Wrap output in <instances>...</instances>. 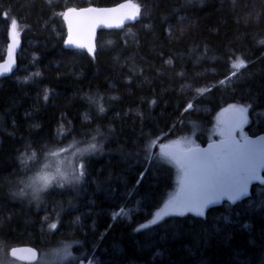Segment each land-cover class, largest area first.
Listing matches in <instances>:
<instances>
[{"label": "trees", "instance_id": "16d2710c", "mask_svg": "<svg viewBox=\"0 0 264 264\" xmlns=\"http://www.w3.org/2000/svg\"><path fill=\"white\" fill-rule=\"evenodd\" d=\"M125 1L0 0V62L12 18L21 41L17 70L0 78V264H22L9 256L22 245L38 249L35 264H44L65 244L72 257H54L57 264H264L259 184L235 205L151 224L179 186L180 170L163 157V145L189 137L206 144L229 105L249 106L247 136L264 133V0H132L138 19L99 31L94 55L67 47L59 13ZM237 57L247 66L232 77ZM97 127L102 151L74 156ZM149 134L155 146L146 154ZM45 144L65 149L77 168L84 163L86 175L75 186L49 189L38 205L12 193L23 187L18 177L44 166ZM33 150L39 166L25 174L18 157Z\"/></svg>", "mask_w": 264, "mask_h": 264}, {"label": "snow or ice", "instance_id": "6c2138e0", "mask_svg": "<svg viewBox=\"0 0 264 264\" xmlns=\"http://www.w3.org/2000/svg\"><path fill=\"white\" fill-rule=\"evenodd\" d=\"M47 2L51 4L52 0H47ZM120 7L122 9H130V12H125L118 18L117 27L124 20H135L139 15L140 7L132 3V0ZM115 11V9L85 8L77 10L68 8L67 11L59 13L66 20H69V36L65 43L75 45L78 48H87L88 52L94 55L95 48L90 41L84 42L81 38L73 36L70 18L73 16L84 18L86 14H95L93 26H95V23H106L111 26L109 23L111 17L108 14ZM4 16L7 18L8 12H5ZM17 29L18 20L12 18L9 32V37L12 40V43L8 46L9 59L7 64L0 65V74L11 71L14 63L12 51L16 44ZM260 43L264 44V41ZM167 63L171 64V60ZM231 66L235 70L232 71L231 76L236 77L240 70L246 68L247 65L245 59L237 57ZM179 75L183 76L184 74L179 73ZM226 80L230 82L231 77H226ZM219 83L223 85L225 81L221 80ZM185 87L191 89L193 85L182 86V91ZM194 91L203 95L205 91L210 90L194 88ZM44 99L47 100L48 96L45 95ZM89 99L92 100L91 97ZM193 99H197V97L194 96ZM152 103L155 104L156 101L153 100ZM192 108L193 103L189 101L185 110ZM248 109L249 106L246 105H229L230 115L221 120L217 126L216 132L220 140L210 144L208 149H200L191 141H187L183 145L177 142L176 144L163 145L161 147L163 157L174 162L180 170V192L155 213L151 221L152 225H157L158 222L164 221L165 217L184 216L186 212H195L198 216H204V210L222 197L226 196L229 200L235 202L248 195L249 185L253 181L259 180L264 183V178L261 177V173L264 172V137L252 140L243 136L242 133L243 125L248 123ZM98 111L103 114L105 109L100 106ZM85 119H87V114ZM95 132L96 135L91 137L92 142L87 143L82 148H75L74 156L83 157L87 154L102 151V145L95 142L96 136L100 135L99 127H97ZM238 132L241 134L239 138L237 136ZM76 143L78 142L73 139V144ZM154 146L155 141L151 139V134H149V139L144 149L145 153L150 154V150ZM59 151L63 152L65 149H60ZM41 152L52 157L59 155L57 151H50L47 144L41 146ZM36 157L37 152L34 150L31 155H28L27 152L21 153L18 157L22 165L21 171L27 174L33 171V168L38 167L39 162ZM29 161H32L31 166H29ZM85 175L86 165L84 163H79L78 168L72 162L60 161L54 166L48 163L42 169L36 171L34 175L27 176L26 179L18 177V183L22 184L23 187L13 191L12 195L14 197L30 195L31 199L35 200L39 205L42 194L48 192L49 189L54 186L59 188H64L66 185L75 186L83 180ZM141 179H143V176H141ZM49 227L50 229H56L57 224H50ZM74 243L79 244L81 242L74 241ZM28 251L32 252L33 250L29 249ZM54 257H59L60 259L72 257L70 245L65 244L62 249L55 252ZM54 257L46 260L44 264H57ZM73 260H77V258L73 257ZM77 264H83V261L79 260ZM89 264H92V262L90 261Z\"/></svg>", "mask_w": 264, "mask_h": 264}, {"label": "water", "instance_id": "95a60500", "mask_svg": "<svg viewBox=\"0 0 264 264\" xmlns=\"http://www.w3.org/2000/svg\"><path fill=\"white\" fill-rule=\"evenodd\" d=\"M128 2L129 1H125V2H122V3L117 4L115 6H110V7L88 6V7H84V8H78L77 10L85 9V8H96V9H115L116 11L108 14L111 17V19L109 21L111 26H108V24H106V23H95V26H93L95 14H86V16L84 18L76 17V16L71 17L70 19H71V24H72L73 36L81 38L84 42L90 41L92 43V45L94 46L95 51H96L97 37H98L99 31H101V30H122L125 28V26L135 22L138 19L139 15L137 16V18L135 20L126 19L123 21L122 24H120L119 27L116 26L117 23L119 22L118 18L123 13L130 12V9H122L120 7L121 5L127 4ZM132 3H134V2H132ZM139 14H140V12H139ZM65 21H66V26L68 29V36H69V20L65 19ZM10 43H12V40L10 41ZM20 46H21V41L19 38L16 37V44H15V47L13 48V51H12V55L14 57V63L12 64L11 71L4 72L3 74H0V78L10 76L17 70L18 64H17V60H16V53H17L18 49L20 48ZM67 47L69 49H72V50H81V51L88 52L87 48H78L72 44H67ZM8 59H9V53L7 52L4 60L2 62H0V65L7 64ZM229 115H230V111H229V108H227L223 111V119L227 118ZM246 124L243 125V128L246 126ZM238 133H237V136L239 138ZM246 137H248L249 139H252V140H257L259 137H264V133L259 134V135H255V136H246ZM219 140H220V138L216 139V140H211V141L207 142L206 144L196 145V146H198L200 149H208L210 144L216 143ZM261 177L264 178V172L261 173ZM256 184L264 186V183H262L259 180L253 181L249 185V192H248L247 196H244L235 202L229 200L226 196L222 197L221 199H219L215 203L210 204L204 210V213L206 211L212 209V208L222 206L224 203H229L231 205H235L239 202H242L243 200L248 199L249 197H251L253 186ZM190 213L195 214V212H190ZM29 249H31L33 251L29 252L28 251ZM14 250H15V252H14ZM9 256L11 259H13L17 262H21L24 264H35L39 261L40 253H39L38 249H36L32 246L22 245V246H16V247L12 248L9 252Z\"/></svg>", "mask_w": 264, "mask_h": 264}, {"label": "rangeland", "instance_id": "374dc122", "mask_svg": "<svg viewBox=\"0 0 264 264\" xmlns=\"http://www.w3.org/2000/svg\"><path fill=\"white\" fill-rule=\"evenodd\" d=\"M17 38L20 39L19 34L17 35ZM221 120H223V112L218 115V117L216 118V120L214 121V123L212 124V126L210 127V130L208 131L209 133H206L207 140H210L211 141V140H216V139H219L220 138L219 135L217 134L216 130H217V126H218V124L220 123ZM242 133H243V136H247L244 133V130H242ZM240 135L241 134L239 133V137H240ZM187 141H191L195 146L197 145V143H194V138L193 137H189ZM187 141H180L179 143L183 145ZM57 152H59V155L56 156V157H52V156L46 157L45 158V164L50 163V164H52L54 166V165H56L60 161L67 162V160H68V154H65V152H60L59 150H57ZM37 171H39V169ZM180 176H181V173H180ZM180 176H179V180H178L179 186H178V190H177V193L175 194V196H177V194L180 192ZM186 213H188V212H186ZM118 214H120V212ZM12 264H15V263H12Z\"/></svg>", "mask_w": 264, "mask_h": 264}]
</instances>
